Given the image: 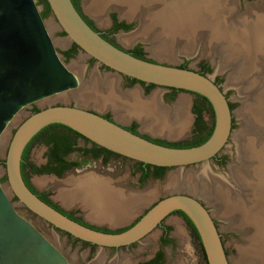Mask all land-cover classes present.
<instances>
[{"label": "water", "instance_id": "1", "mask_svg": "<svg viewBox=\"0 0 264 264\" xmlns=\"http://www.w3.org/2000/svg\"><path fill=\"white\" fill-rule=\"evenodd\" d=\"M45 1L55 20L51 29H56L54 25L58 27L85 55L114 73L137 82L202 96L210 105L213 125L203 142L189 147H171L155 143L138 133H131L122 124L86 107L60 103L46 105L21 120L8 140L2 165L11 196L53 228L99 248L125 247L138 242L160 226L171 212L181 211L195 229L206 264H228L211 215L194 197L196 193L193 195V192L190 194L172 190L156 200L125 229L102 231L68 218L39 199L25 185L19 168L22 151L28 141L49 124L64 125L119 156L144 165L169 169L207 162L222 150L231 133L232 112L229 100L208 75L187 67L136 57L92 29L74 8L71 0ZM39 11L35 0H0V134L23 107L79 86L76 75L57 55ZM260 51L262 54L258 59L264 60V47ZM240 58L246 63L245 70H258V62L252 64L245 61L244 57ZM249 74H245L241 81L245 86L252 79L247 76ZM101 97L99 100L88 96L82 98L92 99L93 102L87 104L101 109L115 107L116 111H122L126 105L118 101L116 103L110 95L106 99ZM84 99L82 101L86 102ZM126 113L150 124L155 120L151 115H141L131 107ZM156 113L162 125L176 124L175 115L164 117ZM0 264H68L56 246L16 212L1 181Z\"/></svg>", "mask_w": 264, "mask_h": 264}, {"label": "rangeland", "instance_id": "2", "mask_svg": "<svg viewBox=\"0 0 264 264\" xmlns=\"http://www.w3.org/2000/svg\"><path fill=\"white\" fill-rule=\"evenodd\" d=\"M173 1L175 0H156L157 5H155V7L163 3L169 4ZM250 2L243 1L244 4L250 3ZM251 3H254V2H251ZM36 5L39 9L42 8V5L40 4H36ZM80 7H81V11L87 15L82 5V0L80 1ZM235 17H238V15H235ZM44 21L48 29V32L50 34V37L52 39V42L54 44L57 55L59 56L61 61L64 63V65L73 74L76 75V77L79 80V86L76 89H70L67 91L59 92L51 96H48L46 98H43L41 100H38L33 104L27 105L23 107L22 109H20L12 117L10 122L6 125V127L0 134V181L6 190V194L12 201V205L14 209L16 210V212L21 217H23L25 220H27L29 223H31L52 244H54L56 248L66 257L68 264H137L139 262L146 260L153 253L155 249L160 247L159 242H158V236H159L160 230L158 227L154 228L150 233H148L145 237H143L138 242H135L132 245H129L126 247H118V248H99L96 246L89 247L79 241L69 238L64 232L53 228L52 226L44 222L42 219L38 218L37 216L29 212L27 209L21 206L14 199V197L11 196L10 192L7 189V184H6L5 179H2L4 176L2 161L4 159V153H5L8 140L10 136L12 135L17 124L21 120H23L29 113H31L33 108L38 109V108L45 107L46 105H49V104L60 103V104H66V105L74 104V105L86 107L87 109H93L92 106L87 104L91 102L92 99H84L86 102H83L82 101L83 99L81 100V98L78 97V94L82 92L85 94L87 93L89 94L88 97L92 98L93 94H98L99 92L97 88L94 89L96 83L101 84L100 83L101 80L104 79L105 77H110L115 80V88H114L113 97L118 99L120 102H127L129 99H127L126 97L130 95V96H133L134 100L132 101L136 102L137 105H144V104L139 103L140 99L146 102V100L152 98L151 101H149V103L145 105H149L151 109H152V106L156 107V112L160 113L164 117H171V115H173L172 110L174 106L178 102L180 103L179 105H181L182 112L180 113V115L176 116V124L177 122H179L181 125V128L183 129V124H182L183 117L182 116H183V111H184V116H185L184 124L186 125V129H185L186 133H185V136L183 137L170 138L166 136H160L158 135V133L152 134L145 128V126H141L138 121H135L133 119L128 120L126 122H120L126 126L134 124L137 131L143 134H147L151 136L152 138L166 140L169 143L182 142L184 138H190L188 141H192L193 138H196L198 136V134L200 135L205 132V129L207 128V125L210 122L209 121L210 113L207 110H202L201 120L202 122H204L205 125H204V128L201 127L200 130L198 129L197 134H196L193 128V118L194 117H193V112H192V108L195 105L198 106L199 104V99L197 98L196 95H194L191 92L176 91L173 94V96L170 97L169 96L170 90L166 88L154 86V87H150L146 89V87L143 86L139 82H136V81L128 82V80L125 79L122 75L116 74L113 71L105 68L103 65L97 63L95 60L85 55L79 49H77L70 57L67 58L63 56L62 52L68 49L72 43L67 39V37L61 32V30L58 27L54 25V28L56 29H51L52 28L51 25L55 24V20L53 19L51 14L46 15L44 17ZM127 23H129L130 26L124 31L126 32L132 31L133 30L132 27H134L136 24L135 21H130ZM96 26L98 27V29L107 30V26H104V27H101L98 25ZM117 36H118V31H115L112 34V37L116 40ZM134 44L128 45L125 47H128V48L134 47L136 45ZM139 45L143 53L147 57H151L145 50V47L147 45L145 44L144 45L139 44ZM177 55H176L175 62H173L174 64L182 62V58L185 56L187 58V62H186L187 66L192 69H197L199 67L198 63L200 60H202V62L207 61L209 63L208 57L200 56L197 53V51L196 53L194 51L191 55H184V54H177ZM206 55H211V54H206ZM262 59L258 61V69H259L258 74L257 72H250V74L248 73L249 75H247L249 78H252L248 83V86H250L249 90L251 91L253 88L252 85L254 84L253 82L255 81H258L259 83H261V85L262 84L264 85V60ZM222 62L223 61L218 62L219 65H222L221 64ZM72 64L74 67L71 66ZM211 65H212L211 69L207 73V75L210 78L219 76L218 85L223 90L227 99L229 100L231 111L233 112L232 113L233 115L232 116L233 117L232 131H235L237 130L236 110L238 109V107L244 104L245 98L243 96V91L248 92L247 86L243 88L241 87L240 89L239 87H237L239 85H235L233 87L232 83L229 82V80H228V83L225 80V74L228 71L215 73L213 69L214 65L213 64ZM254 78L257 80H253ZM90 84H93V85H90ZM183 100H184V104H183ZM179 105L175 107L174 111H176V108H178ZM141 108L142 107L135 108V110L140 109V111L141 110L145 111L147 109L148 110L150 109L146 107H143L142 109ZM94 110H96L100 114H103V113L110 114L111 117L113 118H114V114H112L111 111H116L115 107L114 108L109 107L106 109H101V107H98V108L94 107ZM136 112L138 111L136 110ZM138 113L142 114L141 112H138ZM238 118L241 120L240 116H238ZM50 132L52 133V132H61V131L60 129H57L55 127H52V128L46 127L42 132H40L36 136L34 142L32 143V145L30 146L28 150V153H27L28 162L34 164L35 166H41L45 163L47 147L42 143V140L47 135V133H50ZM75 143H76V146H80V147L90 146L89 143H85L79 138L76 140ZM231 149H232V141L228 140V142L225 144L221 152L230 153ZM223 158L224 159L221 162V166L217 165L218 167L215 166L217 164L216 162L209 159L207 162L197 163V164L187 166L184 168H180V169L179 168H170V169L165 168V170L162 171L161 176L159 178H155V179L148 178V179H145L141 183V185H138L136 183L138 166L134 161L123 159L121 157H109L107 162L104 164L100 162V160L92 159L90 158L89 155H86L85 156V159L87 161L86 164H84L83 166L77 167V168H72L69 172L65 173L61 177L54 176L53 174L29 173L28 180L35 190L46 192L48 197L52 200V202H54L55 204H57L58 206H60L66 211L68 210L73 211L75 215L80 216L81 219L84 220L85 222H88L98 227L107 228V229H118V228H122L123 226L127 225L135 217L136 214L132 216L130 220L125 221L124 219L126 217L122 218V220H124V223H121L123 222L122 220L119 221L120 223L118 222V223H112V224L96 222L94 220L93 221L88 220L86 218L84 208L82 207L83 204L79 203L78 200L75 199L76 201L74 200L75 201V202L73 201L74 203L72 202L68 204L62 203V201L58 197V188L62 187L61 189L63 192H70V190H72V187H78V184L81 180L83 183L84 181L89 180V179L98 181L100 183H101L100 180H103L104 182H107V183L112 182L115 185L113 184L112 186L108 184L106 185L108 187L115 188V189L119 188L118 186H120L122 187L123 193L124 191H130V192L136 193V195H141V196L144 194H149V197L146 200L147 203L146 205H144L145 207L143 209L148 207L150 204H152L156 200L160 199L162 196H165L166 194L170 193L172 190L174 191L182 190L188 193L193 192V195L196 193L194 197H196L199 201H201L205 205V207L208 209V211L210 212L211 202H209V200L206 199L204 196L195 192V190L193 189L189 190L190 188L189 186L184 188L182 185L185 183H184V179H182V176L186 175L187 173L189 174L196 173L193 175H199L204 169V171L206 170L207 173L210 175H215V176L221 175L224 177V174L227 173V169L230 166V164H232V162L228 164L226 171H222L224 169V164L226 165V163L228 162V158H226V156ZM66 160L67 161H79L80 160L79 153L74 151L68 154V156H66ZM91 176L95 178H99V180L90 178ZM172 177H175L176 179L174 180V183H172V186L168 187L167 186L168 178H172ZM37 181H40V184H37ZM230 184L231 183H229V185ZM142 191L144 192L137 194V192H142ZM129 195L130 194L128 193V196ZM136 195H130V198H133L137 202H139L136 199ZM161 225L168 227V230H169L168 235L171 240L169 244H165L161 246V248L164 251L163 264H206L204 257L201 253L198 241L196 240L194 236H192L190 228L188 227L187 223L184 221V219L179 213H170L168 216H166L162 220ZM218 228L222 234L221 236L222 245H223L228 263L229 264H239L238 262L239 255L237 257V251H239L238 250L239 246L243 245V243L239 241V237L241 236L232 235L230 234L229 231L224 230L225 224L219 223ZM178 229H179L180 234L177 233ZM243 229L244 228H242V230Z\"/></svg>", "mask_w": 264, "mask_h": 264}, {"label": "bare ground", "instance_id": "3", "mask_svg": "<svg viewBox=\"0 0 264 264\" xmlns=\"http://www.w3.org/2000/svg\"><path fill=\"white\" fill-rule=\"evenodd\" d=\"M140 1L141 0H137L138 3L136 2V7L145 5L144 1ZM260 1L261 3L259 7L251 8L249 6L251 9H246L245 15L238 18L233 16L235 19L229 17L231 22H226L228 24L224 23L225 27H232L234 30H232V34L236 35L232 45L227 47H224L223 45L226 43L217 42L216 40H213V38L207 37V31L201 32V29L198 25L196 26L197 29L193 28V30H197L196 32L188 33V27L193 26V23H196L199 20V16H196L195 14L187 16L185 13H183V0L180 4H176L172 8L169 7V9L163 5L161 11L164 10V13H161V16L157 17L158 20L162 21V24H160V36H162V38L160 39L163 40L160 48L157 50L158 55L172 58L174 56V48L179 46L181 51L183 50L188 52L194 45L193 37H197L195 39L197 42H202V44L205 46H211L210 49L214 55L219 56L221 55V51L224 50L232 57L240 58L242 55L241 57H244L245 61L248 63L251 62L255 49L264 46V0ZM155 3L156 2L154 1L146 3V5ZM129 6L130 5H123L125 13L123 12L124 15L122 16L131 17L133 15V8H130ZM135 11L140 12L143 10L136 9ZM176 13L178 15H172ZM250 23H253L251 24L252 30L249 29V26L246 27V25ZM212 26L215 28L214 38H217V36L223 31L217 26L211 25L210 23V27ZM233 26H235V28ZM139 32L140 35L145 36L146 34L145 28L144 30L141 28ZM255 35L257 37H254ZM129 36L130 37L127 38L124 36V38L121 40L124 42H129L136 35ZM149 41L152 42V39ZM153 47L154 46H151V48ZM209 52V50L206 51V53ZM220 60L221 59H219L218 62ZM221 64H224V62ZM71 66L74 67L73 64ZM228 80L234 85H240L239 83L233 82L234 79H232V77H227V83ZM253 80L257 79L254 78ZM100 83L101 84L96 83L94 88L99 90V95L93 94V98L99 100L100 96H103L101 98L106 99L108 95L112 96V94H114V79L105 77ZM253 83L252 91L249 90L250 86L248 85V92L243 91V96L245 98L244 104L242 105L243 107L241 106L242 108H239L236 111L237 117L240 116L241 118L240 127H242V130H240L234 136L236 144V163L232 162V164H230L226 178L221 175H210L206 170L204 171L203 169L201 172L202 175L201 173L199 175H193L196 173H187L186 175H183L184 177L182 176V179H184L185 183L183 185L189 186L191 189L204 196L209 200V202L217 207L219 214L224 219L229 221L228 219L233 217V221L235 218V222H237L239 228H244V226L247 227L248 225H251V227L254 229L255 225H257L258 228L259 226H264V134L261 132L264 128V85H261V83L258 81ZM241 86H239V89ZM88 95L89 94L82 92L78 94V97L82 100L84 99L82 98L83 96ZM126 98L129 99V102L131 100L132 103L130 104L134 108H150L149 105L145 104L149 103V101L152 99L150 98L146 100V102L140 99L139 103L144 105H137L136 102L132 101L134 100L133 96L129 95ZM130 104H126L127 106L125 105V107H120H124L126 111H129L130 107L133 108ZM179 104L180 103L178 102L172 110V114L175 115V120L176 116L180 115L182 112L181 105ZM178 105L179 107L176 108V111H174L175 107ZM136 110L143 113L145 116L151 115V118L155 119L151 126L152 130H159L157 127L164 126L161 124V121V123L158 121L159 114L156 113V107L152 106V109L150 108L149 110L147 109L145 111H140V109ZM182 117V124L184 126V111ZM178 124L179 122L173 126H164L161 130H164L166 127L167 129L165 130L168 131V133H175L176 131H180V126ZM175 179V177L168 178L167 186L171 187ZM228 182L231 184L229 185ZM103 183L105 182L102 180L101 183L92 179L86 180L82 183L81 180L78 184V187H75V189L72 187L70 192H63L61 189L62 187H59L58 197L64 204L71 202L74 203L76 200H78L79 203H82V207L84 208L85 215L88 220H94L96 222L108 224L118 223L122 220V218L127 217V214L129 211H131L133 205L137 203L135 199L130 198V195H135V193L133 194L124 191V193H126L124 194L121 189L111 188L106 185L108 184L112 186V184ZM37 184H40V181H37ZM128 193L130 194L129 196ZM148 197L149 194H144L142 196L136 195V199L138 201H144ZM252 204L253 206L255 205L256 210L257 204L258 212L261 215L259 216L260 218L253 216L255 213L253 214V211H251L254 208H251ZM247 228V235L249 236L246 235L247 238L245 237V245L239 246L238 262L239 264H264V233L260 234L259 232H262V229L259 228V235H256V233L254 234L253 230L250 229V226ZM177 233H179V229L177 230Z\"/></svg>", "mask_w": 264, "mask_h": 264}, {"label": "flooded vegetation", "instance_id": "4", "mask_svg": "<svg viewBox=\"0 0 264 264\" xmlns=\"http://www.w3.org/2000/svg\"><path fill=\"white\" fill-rule=\"evenodd\" d=\"M80 1L81 0H74V8L77 10V12L80 14V16L82 17V18H85L86 19V21L88 22V25L92 28V29H94V30H96L97 32H99V34L103 37V38H105L106 40H108L110 43H112V44H114V45H116V46H118V47H120V48H122V49H124V50H126V51H128L129 53H131V51H132V49L134 48V47H138L139 49H140V51H141V56H142V58H146V59H149V60H152V61H155V60H153V58H151V57H147L144 53H143V51H142V49H141V47H140V45H135L134 47H130V48H126V47H123V46H121L113 37H112V34L116 31V30H119V29H121V30H126L130 25H129V23H127V22H125L124 20H118V18H117V12L115 11V10H113V11H109L108 12V17H109V20H110V25H109V27L107 28V30L105 29V30H101V29H98V27L94 24V22H93V20L91 19V18H89L86 14H84L82 11H81V7H80ZM88 1H91L92 3H93V6H90V5H88V7L91 9V10H93L94 11V13H97L98 15L101 13V11L104 9V8H106V7H109L110 5H112V4H115V5H121V6H123V5H130V3H132V1H134V0H120L121 2H119V0H88ZM87 1V2H88ZM155 0H151V2H154ZM243 1H245V2H254V3H243ZM156 2V1H155ZM119 3V4H118ZM260 3H261V1L260 0H224V1H221V2H219L218 0H183V13H185L187 16L188 15H193V14H195L196 16H199V20L196 22V23H193L194 25L193 26H195L196 27V24L200 27V31L201 32H206L207 31V34L208 35H206L207 37H209V38H213V40H216L217 42H224V43H226V44H223L224 45V47H227V46H229V45H232V43H233V41H234V39L236 38V35H233L232 33V27H224L222 24L220 25V27H218V28H220L223 32H221V34L220 35H218L217 36V38H214V34L212 33V32H210V31H208L209 30V28H208V25L207 26H205L206 24H210L211 23V25H214V23H212V22H210V18H213L214 17V13H216L217 15L218 14H220L219 12H222V11H224V12H226V13H228V11H229V16L230 17H233V16H235V15H238V16H243V15H245V13H246V9H251V8H255V7H259L260 6ZM90 4V3H89ZM229 4H230V6H229ZM120 5L118 6L119 7V9H120V13L123 15V11H122V9L120 8ZM229 6V7H231V8H226V7H223V6ZM251 5H254V6H251ZM249 6L251 7V8H249ZM130 7V6H129ZM231 9V10H230ZM41 10V9H40ZM39 13H40V11H39ZM51 13L49 12L47 15H50ZM204 14L205 15H208V17H210V18H208V19H206V21L204 20ZM210 14H214V15H210ZM46 15H44L43 17H42V19H44V17H45ZM215 18V17H214ZM213 20V19H212ZM85 21V20H84ZM85 21V22H86ZM216 21V20H215ZM227 22L229 23V22H231L230 21V19L229 20H227ZM114 23H123V24H125V25H127L128 27L126 28V29H122V28H120V27H118V28H116V30H111V28H112V26H113V24ZM225 23H226V21H225ZM251 24H253V23H250V24H248V26H249V29H251ZM192 26V28H195V27H193ZM204 26V27H203ZM210 26V25H209ZM258 26V25H257ZM213 27V26H212ZM214 27L212 28V31H214ZM252 30V29H251ZM231 35H233V36H231ZM224 36V37H223ZM254 37H257L256 35L254 36ZM197 37H193V41H194V45L196 44V43H200V42H197L195 39H196ZM73 44V43H72ZM72 44H71V46L68 48V49H66V50H69V49H71V47H72ZM202 47H204V49H202V51H203V53H206V51L207 50H209L210 52L209 53H206V54H213L211 51V49H210V47L211 46H209V45H207V46H205V45H203L202 44ZM207 47V48H206ZM193 48V47H192ZM78 49V47L76 46V48H74V50L71 52V54H70V56L76 51ZM65 50V51H66ZM205 51V52H204ZM64 52V51H63ZM63 52H62V54H63ZM63 56H65L64 54H63ZM222 60H220L219 62H221ZM187 58L184 56L183 58H182V62H179V63H177V64H175V66H179V67H187V68H189L188 66H187ZM200 62H202V60H200L199 61V67L197 68V69H193V70H196V71H198V72H200V73H204V74H206L207 75V73L210 71V69H211V66H210V64L207 62V61H204V62H202V63H200ZM190 69H192V68H190ZM125 79H127L128 80V82L130 81V79L131 78H128V77H125V76H123ZM211 80L220 88V86L218 85V80H219V76H215L214 78H211ZM137 82V81H136ZM139 83H141V82H139ZM143 86H147L148 84H145V83H141ZM154 87V86H153ZM221 89V88H220ZM168 90H170V89H168ZM176 91H181V90H176ZM170 93H171V90H170ZM194 94V93H193ZM225 94V93H224ZM170 95V94H169ZM195 95V94H194ZM226 96V95H225ZM198 98V97H197ZM227 98V97H226ZM199 99V101L201 102V103H203V107H207V105L202 101V99H200V98H198ZM228 103H229V101H228ZM229 107H230V103H229ZM37 109V108H36ZM89 110H91V109H89ZM209 110V109H208ZM230 110H231V107H230ZM31 112H33V111H31ZM209 113H210V116H209V124L207 125V128L205 129V132L203 133V134H198V136L196 137L197 139H200V138H203L205 135H207L208 133H209V127H211V124L213 125V115H212V112H210V111H208ZM201 113H202V110H201V112H200V115H199V120H200V122H199V124L198 125H196L195 127L193 126V128H194V131H195V133L197 134V131H198V129L200 130L201 129V127H203L204 128V122H202V120H201ZM101 115H103L104 117H106V118H108V119H111V120H113L112 119V117H111V115L110 114H107V113H103V114H101ZM193 124H194V120H195V117H196V115L193 113ZM232 122H233V117H231V124H232ZM123 127H128V126H126V125H122ZM231 127H232V125H231ZM135 131H136V133H138V134H140L141 136H144V137H146L147 139H149V140H155V138H152L151 136H149V135H147V134H143V133H140L139 131H137V129H136V127H135ZM211 132V131H210ZM209 136V135H208ZM79 137H77V138H75V140H74V144H73V146L74 147H80V146H76V140L78 139ZM196 138H193V140H196ZM79 139H81V138H79ZM190 138H184L183 140H182V143H185V142H188V140H189ZM83 142H85V143H89L90 144V146L89 147H84V148H90L91 146H92V144H91V142L89 141V142H87V141H84L83 139H81ZM158 140H160V141H162V142H167L166 140H161V139H158ZM97 146V145H96ZM223 149V148H222ZM233 150V146H232V149H231V151ZM72 152H74V151H72ZM71 152V153H72ZM75 152H77V151H75ZM222 152L220 151L219 153H217L214 157H212L211 158V160H213L214 162H216L217 164L215 165V166H221V162L223 161V157H225L226 156V158H228L229 157V153L227 152V153H222ZM70 154V153H69ZM92 159H97V160H100V162H102V157L101 156H99V157H97V158H92ZM123 159H128V158H125V157H123ZM128 160H130V161H134V160H131V159H128ZM135 163L137 162V161H134ZM137 164V166H138V168H137V176H136V183L138 184V185H141V183L145 180V179H148V178H153V179H155V178H159V177H154V175H153V169H152V167H148V169H147V175H146V177H144V178H142L141 179V176H142V172L144 171V169H145V165L144 164H142V165H139L138 163H136ZM83 166V165H82ZM217 166V167H218ZM226 165L224 164V169L222 170V171H226V167H225ZM228 166V165H227ZM143 167V168H142ZM140 168V169H139ZM146 170V169H145ZM165 170V169H164ZM218 172V171H217ZM29 173H31L30 171H29ZM28 173V174H29ZM227 173H228V169H227ZM227 173H225L224 174V177L226 178V175H227ZM33 174H35V173H33ZM42 174V173H41ZM49 174H51V173H49ZM54 176H56V175H54ZM27 181L29 182V180H28V175H27ZM226 180V179H225ZM29 184H30V182H29ZM31 185V184H30ZM32 186V185H31ZM32 188H33V186H32ZM34 189V188H33ZM35 190V189H34ZM37 193H44L45 194V198L47 199V200H49L50 202H52V200L48 197V195H47V193L46 192H44V191H37V190H35ZM201 202V201H200ZM52 203H54V202H52ZM154 203V202H153ZM152 203V204H153ZM202 203V202H201ZM55 204V203H54ZM152 204H150L148 207H150ZM203 204V203H202ZM60 210H62L63 212H65V213H69L70 214V216L71 217H73L74 219H76L78 222H80V223H83V224H85V225H88V226H91V227H94V228H100V229H105V230H108V231H117V230H120V229H125L126 227H128L129 225H131L134 221H136L138 218H139V216L148 208V207H146L145 209H143V210H141V212L138 214V215H136L127 225H125V226H123L122 228H118V229H107V228H103V227H98V226H95V225H93V224H90V223H88V222H85L84 220H82L81 219V217L80 216H78V215H75V213L73 212V211H66V210H64L63 208H61L60 206H58L57 204H55ZM204 205V204H203ZM205 206V205H204ZM254 208H255V205H254ZM256 208H257V210L256 209H254V210H251V211H253L252 213L256 216V218H258L259 217V212H258V206H257V204H256ZM207 209V208H206ZM216 209H217V207H216ZM208 210V209H207ZM256 210V211H255ZM218 213H219V211H218V209L216 210ZM171 213H177L176 211H173V212H171ZM262 213V212H261ZM252 216V215H251ZM183 218V217H182ZM260 218V217H259ZM212 220H213V222H214V224H215V227H216V229L218 228V224L219 223H224V220L222 219V217L220 216V218L219 217H214V218H212ZM48 224V223H47ZM248 226H251V225H248ZM247 226V227H248ZM228 230L227 231H229L230 232V234H232V235H235V236H241V237H239V241L241 242V238L243 237V235H244V231H246V235H247V230H248V228L246 227V229H243L242 230V228H239L238 227V225H236L235 224V222L233 221V217L232 218H229V221H228ZM158 228H159V230H160V232H159V236H158V242H159V245H160V247L159 248H157V249H155L154 251H153V253L146 259V260H144V261H142V262H139V263H137V264H145L146 262H149V261H153V263L152 264H163V257H164V251H163V249L161 248V246H163V245H165V244H169V242L171 241L170 240V238H169V235H168V232H169V230H168V227L167 226H162V225H160V226H158ZM259 228H261L260 226H259ZM259 228L257 227V225H255V228H254V230H253V233L255 234L256 233V235H259V233H264V231H262V232H259ZM256 230V231H255ZM262 230H264V229H262ZM191 231V230H190ZM259 232V233H258ZM218 233H219V236H220V239H221V241H222V234H221V231H218ZM66 234V233H65ZM191 234H192V232H191ZM69 238H71V239H74V240H76V241H79V240H77V239H75V238H73V237H71V236H69L68 234H66ZM245 236V235H244ZM247 236H249V235H247ZM246 236V237H247ZM79 242H81L82 243V241H79ZM132 245V244H131ZM87 246H89V245H87ZM90 247V246H89ZM126 247V246H125ZM237 257H238V251H237ZM67 260V259H66ZM67 263H68V261H67ZM206 263V262H205Z\"/></svg>", "mask_w": 264, "mask_h": 264}, {"label": "crops", "instance_id": "5", "mask_svg": "<svg viewBox=\"0 0 264 264\" xmlns=\"http://www.w3.org/2000/svg\"><path fill=\"white\" fill-rule=\"evenodd\" d=\"M88 0H82V5H83V7H84V9H85V11H86V13H87V15H88V17L89 18H91L92 20H93V22L96 24V25H98V26H101V27H104V26H107V28L109 27V25H110V20H109V17H108V12L109 11H113V10H115L116 12H117V18H118V20H124L125 22H130V21H135V26L134 27H132V31H129V32H126V31H124V30H121V29H119V30H116V31H118V36H117V38H116V40H117V42L121 45V46H123V47H125V46H128V45H132V44H137V45H139V44H145V45H147L146 47H145V50L147 51V53L151 56V58H153V60H155V61H158V62H162V63H168V64H173V65H175L173 62H175V60H176V55L177 54H184V55H191L194 51H195V53H196V51H197V53L200 55V56H205V57H208V59H209V63H210V66H212L211 64H213L214 65V67H213V69H214V72L216 73H218V72H224V71H228L226 74H225V80H226V82H227V77H232V79H234L233 80V82H235V83H239L240 85L239 86H241V85H243V86H241L242 88L243 87H245V85L243 84V83H241V81L244 79V77L246 76L245 74H248L250 71H254L255 70V68L254 69H247V70H245V68H244V60L242 59V58H236V57H232V56H230L229 55V53L228 52H226V51H224V50H222L221 51V55H214V54H211V55H206L205 53H203V51H202V49H204V47H202V42H200V43H196L195 45H193L192 47V49L190 50V51H188V52H185V51H181L180 49V46L179 47H175L174 48V56L172 57V58H168V57H164V56H160V55H158V53H157V50L160 48V46H161V44H162V42H163V40L162 39H160V38H162V36H160V24H162V21H160V20H158L157 19V17H160L161 16V13H164V10L163 11H161V8L163 7V5L164 6H166V7H168V9H169V7L170 8H172L173 6H175L176 4H180L181 2H182V0H175V1H173V2H171V3H169V4H165V3H163V4H161V5H158L157 7H155V5H157V2L155 3V4H149V5H146V3H150L151 2V0H141L140 2H142V1H144L145 2V5H142V6H140V7H136V2H137V0H134V1H132V3H130V8H133L132 10L134 11V13H133V15L131 16V17H125V16H122V14L120 13L121 11H120V9H119V5H115V4H112V5H110L109 7H106V8H104L102 11H101V13L98 15L97 13H94V11L93 10H91L89 7H88V5H90V6H93V3L91 2V1H88ZM156 1V0H155ZM219 2H221V1H224V0H218ZM119 2H121L120 0H119ZM179 2V3H178ZM90 3V4H89ZM138 3V2H137ZM223 6V5H222ZM229 6H230V4H229ZM229 6H223V7H226V8H231V7H229ZM120 8L122 9V11L124 12V7L123 6H121L120 5ZM136 9H140V10H143V11H140V12H137V11H135ZM231 10V9H230ZM125 13V12H124ZM124 13H123V15H124ZM220 14H216V13H214V14H210V15H214V17L213 18H210V21L212 22V23H214V26H218V27H220V25L222 24L223 26L225 25L224 23H225V21L227 22V20H229V11H228V13H226V12H224V11H222V12H219ZM172 15H178L177 13L176 14H172ZM241 16V15H240ZM240 16H238V17H240ZM155 17V18H154ZM207 17H208V15H205L204 14V20L206 21V19H207ZM237 17V18H238ZM231 18H233V19H235V17H231ZM213 19V20H212ZM216 20V21H215ZM226 24H228V23H226ZM194 25V24H193ZM208 25V28H209V30L208 31H210V32H212L213 34H215V29H214V31H212V28L213 27H210L209 25L210 24H206L205 26H207ZM196 26H197V24H196ZM248 25H246V27H247ZM225 27V26H224ZM234 28H235V26H233ZM142 28V30H144V28H145V31H146V34H145V36L144 35H140V29ZM189 29H188V33H190V32H196L197 30H195V29H197V27H195V29L193 30V28H192V26H189L188 27ZM148 30V31H147ZM234 31V30H233ZM156 32V33H155ZM129 35H136L135 37H133L132 38V40H130L129 42H124V41H122L121 39L122 38H124V36H125V38H127V37H130ZM123 36V37H122ZM149 38V39H148ZM152 39V42H150L149 40H151ZM158 39H160V40H158ZM153 43V44H152ZM134 44V45H135ZM152 44V45H151ZM246 44V43H245ZM175 45H177V44H175ZM151 46H154L153 48H151L150 49V47ZM262 47H264V46H262ZM127 48V47H126ZM144 48V47H143ZM260 47H258V48H256L255 49V52H254V55H253V58H252V60H251V63L252 64H256L259 60H261L262 58H260V59H258V57H259V55L260 54H262V52L260 51ZM220 51V50H219ZM178 56V55H177ZM242 56V55H241ZM214 59H216V60H214ZM219 59H221L223 62H224V64H222V65H219L218 64V60ZM170 61H172V62H170ZM246 64V63H245ZM259 70V69H258ZM258 70L256 71L257 72V74H258ZM255 72V71H254ZM227 84V83H226ZM228 85V84H227ZM237 85V84H236ZM232 86L234 87L235 85L232 83ZM239 86H237V87H239ZM240 87V88H241ZM246 89V88H245ZM223 91V90H222ZM114 95L112 94V97H113ZM110 97H111V95H110ZM114 100H116V103H117V101L118 102H120L118 99H116V98H114ZM125 102H122V104H124ZM130 104L131 102H129V101H127L126 102V104ZM131 105V104H130ZM132 106V105H131ZM242 106V105H241ZM240 106V107H241ZM240 107H238V109L240 108ZM93 109H91V110H94V107H92ZM122 108V107H121ZM104 109H106V108H104ZM237 109V110H238ZM236 110V111H237ZM94 111H96V110H94ZM232 112V111H231ZM111 113L112 114H114V118L112 117V119L114 120V121H116V122H118V123H120V122H126V121H128V120H131V119H133V120H135V121H138L139 122V124L141 125V126H145V128L150 132V133H152V134H157L158 133V135H160V136H166V137H170V138H178V137H183V136H185V133H186V125L184 124V126H183V129L181 128V125H180V123L178 124L179 126H180V131H176L175 133H173V132H171V133H168V131H166L165 129H167L166 127L164 128V130H161V129H163V127H160L159 128V130H152L151 129V126H152V124H150L148 121H146V120H143L142 119V121H141V119L139 120V118H137V117H132L129 113H126V111L123 109L122 111H111ZM233 113V112H232ZM236 114H237V112H236ZM141 115H144L143 113L141 114ZM145 116V115H144ZM231 116H233V115H231ZM115 117H116V119H115ZM236 121H237V130H235V131H232V127H231V133H230V136H229V138H228V140H230V141H232V146H233V150L229 153V157H228V162L226 163V168H227V165L229 164V163H231V162H235L236 163V144H235V140H234V136H235V133L237 132H239L240 130H242L241 128L242 127H240L241 126V120L238 118V117H236ZM120 124H122V123H120ZM123 125V124H122ZM232 125V124H231ZM171 126H173V125H171ZM179 126H178V128H179ZM158 128V127H157ZM182 129V130H181ZM263 134H264V128H263V130L261 131ZM236 133V134H237ZM228 142V141H227ZM89 178V177H88ZM90 178H93V179H97V180H99V178H95V177H90ZM101 181V180H100ZM103 181V180H102ZM105 183H107V182H105ZM109 184H113V185H115L114 183H112V182H108ZM116 186H118V185H116ZM121 190H122V187H120V186H118ZM126 192H130V191H126ZM143 192V191H142ZM130 193H133V192H130ZM138 193H141V192H137V194ZM134 194V193H133ZM135 195H136V193H135ZM148 199V198H147ZM147 199H145L144 201H139V203L137 202L135 205H133V208H131V211L127 214V217L124 219L125 221L126 220H130V218L132 217V216H134L135 214L136 215H138L140 212H141V210L145 207L144 205H146V203H147ZM210 205H211V209H210V215H211V218H214V217H219L220 218V214L219 213H217L216 212V207L215 206H213V204L212 203H210ZM262 205V204H261ZM254 206H253V204H252V206H251V208H253ZM253 209H255V208H253ZM252 209V210H253ZM256 211V210H255ZM135 215V216H136ZM254 217H256L255 215H253ZM259 216H261L260 215V213H259ZM222 217V216H221ZM222 219L224 220V223H222V224H225V229L224 230H228V221L227 220H225L223 217H222ZM124 220H122L123 222H121V223H124ZM236 220H235V218H234V222H235ZM120 223V222H119ZM235 224L236 225H238L237 224V222H235ZM262 224V223H261ZM219 225V224H218ZM262 226V225H261ZM244 228H246V226H244ZM264 228V226L263 227H261L260 229H263ZM250 229L251 230H254L251 226H250ZM259 229V230H260ZM217 231H219V228H217ZM256 231V230H255ZM261 231H264V230H261ZM260 234H262V233H260ZM244 235H246V231H244ZM243 235V237L241 238V243H243V245H245V239L247 238L246 236H244ZM246 237V238H245ZM222 242V241H221ZM229 264V263H228Z\"/></svg>", "mask_w": 264, "mask_h": 264}, {"label": "trees", "instance_id": "6", "mask_svg": "<svg viewBox=\"0 0 264 264\" xmlns=\"http://www.w3.org/2000/svg\"><path fill=\"white\" fill-rule=\"evenodd\" d=\"M35 2H36V4L42 5V8L40 10V16L43 17L44 15H47L50 12L48 5H47L45 0H35ZM71 2L74 5V0H71ZM83 19L86 21L85 18H83ZM86 23L88 24L87 21H86ZM118 27H120L122 29H126L128 26L123 24V23H114L111 30H116V28H118ZM74 48H76V45L72 44L71 49L64 51L63 54L65 55V57H67V58L70 57V54L74 50ZM131 54L136 56V57L142 58L141 51L138 47H134L131 51ZM134 81H136V80L130 79V82H134ZM150 87H153V85L148 84L146 86V89H148ZM169 89L171 90V93L169 96L172 97L173 94L176 92V89H173V88H169ZM195 95L198 98L202 99V101L207 105V107H204L205 108L204 109L202 107L203 103H201L199 101L198 106L195 105L192 108V112L196 115L195 120H194V124H193L194 127L196 125H198L200 122L199 115H200L201 110H207V111L212 112L210 105L207 102V100L200 95H197V94H195ZM36 110H37L36 108L32 109V111H36ZM46 127H50V128L55 127L57 129H60L61 132H52V133L50 132V133H47V135L43 138L42 143L47 147L46 161L41 166H35L34 164L27 161V153H28L30 146L34 142L36 136L40 132H42ZM46 127H43L42 129H40L25 145V147L22 151V154H21V160H20V164H19L20 174H21L22 180L24 181V183L28 187V189L30 191H32L39 199H41L42 201H44L45 203H47L48 205H50L51 207H53L57 211L61 212L62 214L66 215L68 218L77 221L76 219L71 217L69 213L63 212L54 203L47 200L45 198L44 193H37L32 188V186L29 184V182L26 179L29 171L31 173H35V174H41V173L49 174V173H51L53 175H56L57 177H61L65 173L69 172L72 168H77V167H80V166L86 164V162H87L85 159L86 155H89L90 158H97V157L101 156L102 157V163H104V164L107 162L109 157H121V158H123V157L119 156V155H117V154H115L109 150H106L102 147L96 146L92 142H91L92 146L90 148L74 147L73 146L74 140L77 137H79V138H81L87 142H89V140H87L86 138L82 137L81 135L74 132L70 128H68L64 125H61V124H55L54 123V124H49ZM125 128L128 131H130L131 133L136 134L134 124H131ZM211 129H212V124H211V127H209V133L207 135H205L203 138H200V139L196 138V140L188 141L185 143H182V142H173V143L162 142L158 139L151 140V141L158 143V144H161V145L171 146V147H189V146H194V145H197V144L203 142L208 137V135L210 134ZM142 137H144V136H142ZM144 138H146V137H144ZM72 151H77L79 153V157H80L79 161H67L66 160V156H68V154L71 153ZM136 163H138L139 165H142L140 162H136ZM144 167L146 170L144 169V171L142 172L141 179L146 177L148 167H152V169H153L152 172H153L154 177H160L162 171L165 169L164 167H156V166H150V165H145ZM2 179H5V177L3 176ZM176 212L179 213L183 217L184 221L187 223L188 227L190 228V230L192 232V236H194L196 238V240L198 241V244L200 246L197 234H196L195 229H194L192 223L190 222V220L181 211H176ZM95 229L102 230V231H108V230L100 229V228H95ZM120 230H122V229H120ZM120 230H117V231H120ZM82 243L85 245H89L90 247L94 246V245L88 244L87 242H82ZM200 250H201V253L203 255L201 246H200ZM203 257H204V255H203ZM204 260H205V258H204ZM152 263H153V261H149V262H146L145 264H152Z\"/></svg>", "mask_w": 264, "mask_h": 264}]
</instances>
